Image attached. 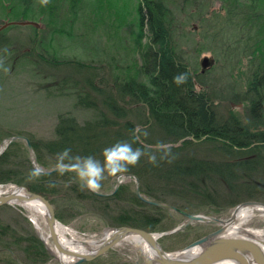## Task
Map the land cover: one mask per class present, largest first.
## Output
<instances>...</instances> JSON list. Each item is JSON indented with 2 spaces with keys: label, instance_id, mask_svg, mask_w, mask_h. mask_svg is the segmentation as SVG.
Here are the masks:
<instances>
[{
  "label": "trees",
  "instance_id": "16d2710c",
  "mask_svg": "<svg viewBox=\"0 0 264 264\" xmlns=\"http://www.w3.org/2000/svg\"><path fill=\"white\" fill-rule=\"evenodd\" d=\"M223 1H228L229 7L226 10L229 20L226 19L225 23L232 29L230 36L225 38L228 43L224 46L225 57L229 58L230 65H246V81L243 90L236 96L238 101L246 105L245 123L232 112L218 114L220 106L217 100L224 99L225 95L217 92L212 82L206 81L205 72L190 69L173 42L170 0H143L136 11V26L140 35L145 28L147 34L139 49L141 61L135 76H127L124 81L113 84L110 90L97 92L99 97L102 96L105 112L100 110L94 118L83 123L71 116H59L52 139H29L32 150L36 152V159L44 171L54 169L56 154L64 149H71L73 157L92 156L101 162L103 150L118 141H127L134 148L150 150L145 142L150 143L142 130L150 128L157 130L164 143L180 142L183 146H188L193 141L220 144L221 149L216 151L222 153V156L230 152L237 154L245 149L263 150L264 131L259 130L258 126L264 120V0H236L235 3L233 0ZM3 3L4 0H0L1 7ZM34 3L35 0H21L20 7L14 9L16 18L28 19L31 11L36 9V14L29 18H42L46 21L49 17L52 27L57 29L60 26L52 22L55 18H60L62 11L67 10L64 14H68L67 19L76 18L79 14L77 10L81 6L83 9L89 7L88 13L93 12L90 0H49L47 5L39 3L37 6ZM7 9H10L9 5ZM9 13L12 14L13 9ZM95 13L94 10L93 14ZM32 29L35 33L39 30L34 27ZM2 31L4 30H0V37ZM215 36L216 32L212 38ZM181 74H186L187 79L178 86L173 81L174 77ZM99 87L101 88L100 85ZM97 88L96 85L92 86L94 91ZM226 91L230 93L228 87ZM117 99L123 106L119 105ZM77 104L97 109L89 96H78ZM138 106L145 113L138 115L142 118L140 125L145 128L136 133L137 127L132 117ZM28 152L27 147L22 149L20 139L6 145L0 154V184L24 186L31 192L41 194L52 204L58 222L70 223L85 208L95 213L109 228L129 226L148 232L169 229L161 225V221L166 214L172 215L173 212L144 202L136 192H130L127 184L119 185L110 195L102 196L96 194L100 192L81 190L78 183L73 181L74 173L71 172L61 175L54 171L31 177L33 165L28 158ZM175 157L179 155L175 154L173 158ZM143 158L146 157H142L124 174L137 177L140 182L139 192L147 200L161 202L158 193L172 194L173 189L178 186H181L182 192V184H186L189 178L208 184L212 174L225 183L231 192L229 197L237 198L235 202L246 198L256 199L252 194L255 187L250 184L249 189L254 190L247 192L245 198L244 194L235 191L237 188L248 187V182L240 173H251L258 161L237 158L235 162L218 160L212 164L171 162L165 164V170H168L165 174H157L154 164L143 161ZM149 178L156 181L158 188L152 186ZM195 187H192L194 190L187 188L185 193L195 192ZM175 207L186 211L185 208ZM0 210H7L10 214L8 220L0 215V264H46L51 255L30 222L13 207L2 206ZM112 215L115 216L111 220L105 217Z\"/></svg>",
  "mask_w": 264,
  "mask_h": 264
},
{
  "label": "rangeland",
  "instance_id": "374dc122",
  "mask_svg": "<svg viewBox=\"0 0 264 264\" xmlns=\"http://www.w3.org/2000/svg\"><path fill=\"white\" fill-rule=\"evenodd\" d=\"M142 1L90 0L93 12L88 13L89 7L83 9L81 6L77 10L79 14L76 18L67 19L68 14L64 15L67 10L62 11L60 18L57 17L52 22L60 26L55 29L49 17L46 21L42 18H29L36 14V9L31 11L28 19L19 16L16 18L14 9L20 7L21 0H4L3 7L0 6V26L4 22L31 20L39 23L40 28L35 33L31 26L9 25L3 29L0 37L3 40L0 41V150L3 151L9 139L15 136H22L28 141L52 139L59 116H71L83 123L94 118L98 111H104L102 96L99 97L97 92L110 90L113 84L124 81L127 76H135L136 69L140 66L139 49L143 46L147 34L145 28L140 35L136 26V11ZM235 1L233 0L234 3ZM39 3V0H35L34 4ZM170 3L173 42L191 70L200 72L199 61L203 57L214 59V65L205 72V79L212 82L217 92L225 95L224 99L217 100L220 106L218 114L226 115L227 111L232 112L244 122L246 105L238 101L236 96L243 90L246 81V65H230L229 58L225 57L224 46L228 44L225 38L230 36L232 31L225 23L226 19L229 20L226 17L228 1L224 3L223 0H170ZM8 5L10 9H7ZM11 9L12 14L9 13ZM94 10L96 15L93 14ZM215 32L216 36L212 38ZM95 85L98 87L97 91L92 89ZM227 87L230 93L226 91ZM78 96H89L97 109L78 105ZM117 101L120 102L118 99ZM119 105L123 106V103L120 102ZM142 114L145 113L142 107L138 106L132 117L139 129L145 128L140 125L142 118L138 117ZM261 124L258 126L259 130L264 131V120ZM142 130L144 132L146 129ZM146 131L148 135L145 138L150 144H145L151 151H156L159 160L154 165L157 174H165L168 171L165 170V164L171 162L191 165L196 160L214 163L218 160L237 161V158L258 161L251 173H240L248 182V187L237 188L235 191L244 194L245 198L247 192L254 190L249 189L250 184L255 187L252 194L256 199L246 198L235 202L237 198L229 197L231 192L225 183L212 174L208 184L189 178L186 184H182V192L181 186H178L173 189L172 194L158 193L161 200L159 203L185 208L189 214L223 220L229 218L234 208L244 202L264 203V148L245 149L237 154L230 152L222 156V153L216 151L221 149V145L217 143L193 141L188 146H183L180 142L164 143L156 129L150 128ZM21 144L22 149L27 147L24 140H21ZM169 149L168 155L160 159L163 152ZM29 154L30 152L28 158ZM175 154L179 157L173 158ZM151 174L149 176H152ZM123 175L126 177L123 183H118L116 177L109 176L104 179L101 182L103 188L98 192L110 194L115 187L122 184H127L130 192H136L137 187L140 190V182L136 176ZM155 182L152 179L154 187L157 186ZM193 186H197L195 192L185 193L187 188L194 190ZM15 209L18 212L23 211L17 207ZM88 210L82 208L77 217L68 224L59 223L73 230L84 240L98 242L109 227L95 213ZM0 215L7 220L10 216L7 210H0ZM166 215L161 225L169 229L150 233L162 234L157 240L162 250L168 254L182 250L191 242L218 228L217 225L192 223L178 232L171 233L173 229L183 225L186 219L182 215H175L174 212L172 215ZM114 216L105 217L111 220ZM30 225L40 238L35 226L31 222ZM243 227L264 231V218L255 213ZM43 228L47 230V226ZM262 239L264 240V235ZM44 245L51 255L46 264H62L52 254L51 249ZM146 258L140 247L132 245L129 241H121L103 255L81 264L93 261L95 262L92 264H136Z\"/></svg>",
  "mask_w": 264,
  "mask_h": 264
},
{
  "label": "water",
  "instance_id": "95a60500",
  "mask_svg": "<svg viewBox=\"0 0 264 264\" xmlns=\"http://www.w3.org/2000/svg\"><path fill=\"white\" fill-rule=\"evenodd\" d=\"M9 25H20V26H32L34 28H40V24L31 20H23V21H13V22H4L0 26V30L4 29ZM200 65V73L206 72L214 65V59L210 57H203L199 61ZM24 140L26 142L27 148L29 152L32 150L30 142L22 137L15 136L9 139V142L13 140ZM2 150H0L1 154ZM56 171L55 168L52 170L43 171V174L52 173ZM17 191L0 196V207L2 206H13L16 208V202L22 199H26L28 201H38L40 202L45 209V222L47 229L49 231V237L56 249L57 252L62 254L67 258L73 259V262L70 264H81L84 262H88L94 260L95 258L103 255L113 246L117 245L127 236L137 235L139 238L144 240L154 251L155 258H146L140 263L136 264H217L223 261H231L234 264H264V240L255 239L251 237H227L225 233L228 228V223L232 220V215L229 216L228 220H223L220 218L208 217L204 215H193L189 214L185 211L177 209L171 205L154 202L143 198L139 192L138 187L136 188V195L143 200L144 202L160 207L172 210L174 212H178V214L182 215L186 222L171 231V233L178 232L188 225L192 223H204L210 225H217L218 228L213 232L204 235L203 237L191 242L186 247H184L179 252H189L196 250V253L193 255H188L186 258H170L168 253H165L158 243V237L162 234H154L150 233L146 230L129 227V226H119L108 228L106 233H110V236L105 240L103 238L98 242L102 243V246L97 250H93L91 252H73L69 249L64 248L57 239L56 236V226L60 224L55 216V211L52 204L46 199L44 196L38 193L31 192L24 186L15 185ZM118 188L115 187L114 191ZM112 193V192H111ZM110 193V194H111ZM98 195L107 196L110 195L108 193H96ZM262 205L264 203L256 202V201H248L244 202L234 208V211L238 209L240 206L248 207ZM18 208V207H17ZM233 211V212H234ZM22 216H24L27 220H29L32 224L33 222L30 218L23 212L19 211ZM34 225V224H33ZM42 242L46 244V242L40 237Z\"/></svg>",
  "mask_w": 264,
  "mask_h": 264
},
{
  "label": "clouds",
  "instance_id": "9594fccd",
  "mask_svg": "<svg viewBox=\"0 0 264 264\" xmlns=\"http://www.w3.org/2000/svg\"><path fill=\"white\" fill-rule=\"evenodd\" d=\"M41 5H47L49 0H39ZM7 71V69H5ZM187 75L181 74L174 77V83L178 86L186 82ZM140 129H136L139 133ZM144 136L148 135L145 130ZM168 151L163 152L160 159H164ZM103 161L95 159L92 156L88 157H73L71 149H64L56 154L55 170L63 175L67 172L74 173L73 181L77 182L81 190L98 192L102 189V181L107 177H116L118 183H123L125 180L124 173L129 171L131 166H135L142 157H146L149 163L157 164L158 157L156 151H151L142 148H134L132 143L127 141H118L111 147L105 148L102 153ZM30 163L33 169L30 173L31 177H39L44 169L36 159L35 150H31L29 154Z\"/></svg>",
  "mask_w": 264,
  "mask_h": 264
},
{
  "label": "bare ground",
  "instance_id": "6f19581e",
  "mask_svg": "<svg viewBox=\"0 0 264 264\" xmlns=\"http://www.w3.org/2000/svg\"><path fill=\"white\" fill-rule=\"evenodd\" d=\"M17 189L15 186L7 185L0 186V196L7 195L13 192H16ZM24 213L30 218L33 222L37 232L42 237V239L46 242V245L51 249L52 254L58 259L62 264H70L73 262V259L67 258L56 251L50 237L49 231L43 228L46 226L45 222V209L43 205L38 201H28L26 199L19 200L15 203ZM234 211V210H233ZM232 211V220L228 223V228L225 233L227 237H251L255 239L262 240L264 231L251 229L249 227L244 228L243 224L246 223L255 213L264 218V206L255 205V206H240L234 212ZM228 220V218L226 219ZM56 236L60 244L70 251L83 253V252H91L93 250H97L102 246L101 242H90L88 240H84L78 237L73 230L70 228L58 224L56 226ZM110 236V233H105L103 235V240ZM122 241H129L132 245L140 247L147 258H155V253L152 248L137 235H131L124 238ZM51 242V243H50ZM121 242V241H120ZM196 253V250L189 252H173L168 254L170 258H186L188 255H193ZM217 264H234L231 261H223Z\"/></svg>",
  "mask_w": 264,
  "mask_h": 264
},
{
  "label": "flooded vegetation",
  "instance_id": "af4514ba",
  "mask_svg": "<svg viewBox=\"0 0 264 264\" xmlns=\"http://www.w3.org/2000/svg\"><path fill=\"white\" fill-rule=\"evenodd\" d=\"M200 162H202V163H209V161H205V160H197V161H195V163H200ZM232 162H235V161H232ZM210 163H212V162H210ZM171 206H173V205H171ZM173 207H175V206H173ZM177 208V207H176ZM177 209H179V208H177ZM180 210H182V209H180ZM182 211H184V210H182ZM174 212V211H173ZM186 212V211H185ZM176 213H178V212H176ZM188 213V212H187Z\"/></svg>",
  "mask_w": 264,
  "mask_h": 264
},
{
  "label": "built area",
  "instance_id": "2783aa9c",
  "mask_svg": "<svg viewBox=\"0 0 264 264\" xmlns=\"http://www.w3.org/2000/svg\"><path fill=\"white\" fill-rule=\"evenodd\" d=\"M7 185L15 186V184H0V186H7Z\"/></svg>",
  "mask_w": 264,
  "mask_h": 264
}]
</instances>
